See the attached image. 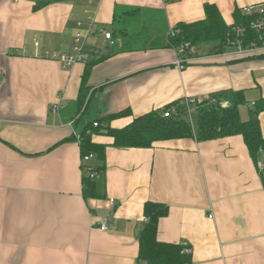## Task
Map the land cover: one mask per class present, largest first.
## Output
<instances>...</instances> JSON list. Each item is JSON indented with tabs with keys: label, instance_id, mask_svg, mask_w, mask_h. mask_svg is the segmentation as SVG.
<instances>
[{
	"label": "crops",
	"instance_id": "obj_1",
	"mask_svg": "<svg viewBox=\"0 0 264 264\" xmlns=\"http://www.w3.org/2000/svg\"><path fill=\"white\" fill-rule=\"evenodd\" d=\"M262 2L0 0V264H137L148 201L168 205L158 239L189 248L185 264H264V180L242 135L118 147L104 131L186 97L197 100L195 128L198 101L233 104L240 91L248 120L264 98V56L206 44L180 69L167 32L204 19L207 4L231 25ZM79 31L82 60L44 55L76 54ZM91 122L103 128L88 129L92 140L106 145L104 159L89 154L94 196L81 147Z\"/></svg>",
	"mask_w": 264,
	"mask_h": 264
},
{
	"label": "trees",
	"instance_id": "obj_2",
	"mask_svg": "<svg viewBox=\"0 0 264 264\" xmlns=\"http://www.w3.org/2000/svg\"><path fill=\"white\" fill-rule=\"evenodd\" d=\"M205 13L206 17L202 20L191 23L181 22L176 25L180 32L170 39V44L174 48H180L184 43L189 44L184 54L187 57L192 55L190 52L192 49L201 45L213 44L212 50L215 52L222 51L226 46H232L231 41L236 38L232 29L233 25H241L245 28V34L242 37L244 44L258 38V34L250 26L255 15H247L244 11L237 10L234 23L228 25L216 5L207 4ZM259 55L264 56V52L241 58ZM243 93V91L236 92L233 104H229L228 107L222 106L220 98L215 94L198 101L195 114L196 129L187 118L185 106L180 102H173L161 109L137 116L123 128H107L104 131L114 138L113 144L118 147H151L157 142L179 138L196 136L201 140H208L240 134L244 137L250 155L264 180V135L258 117L259 113L264 111V98L255 105L250 118L243 120L239 111V106L245 102ZM173 107H176V111L170 116L163 114ZM129 111L128 108L103 119L110 121V117L122 116ZM101 126L100 122L97 126L91 122L83 128L81 138L83 157L93 153L100 159L105 158L106 145L94 142L92 133L88 132L90 128L102 131ZM84 181L86 194L96 195L95 180L86 178ZM168 211L169 207L166 203L154 201L145 203L144 214L147 221L139 240L137 264H185L189 261L190 254L185 252V245L162 242L158 239L159 221L168 214Z\"/></svg>",
	"mask_w": 264,
	"mask_h": 264
},
{
	"label": "built area",
	"instance_id": "obj_3",
	"mask_svg": "<svg viewBox=\"0 0 264 264\" xmlns=\"http://www.w3.org/2000/svg\"><path fill=\"white\" fill-rule=\"evenodd\" d=\"M243 11L247 15H255V17L253 18V20L250 23V26L258 34V38L256 40L253 39L250 42L244 44L242 41V37L245 34V28L241 25H233L232 29L236 35V38L232 39L231 51L228 52L227 54H235V55H238L239 57H245L247 55L257 54L259 52H264V2L258 3V4L248 5V6L243 8ZM173 29L174 28H170V30L168 32V36L171 38L180 32L179 28H177L176 30H173ZM84 37L85 36L82 34V32L79 31L76 33V36H75L76 54H60V53H57L56 51L47 50L44 52V55L46 57L59 60L60 62H62V64L64 66H70V65L82 60L83 45L85 44V38ZM105 37L107 39H110L112 44L114 43L113 36H112L111 32L106 31ZM34 44H35V46H38L39 42L36 40ZM187 47H189V44L184 43L183 46H181L178 49L179 56L175 61V65L180 69H184L185 66L188 64V62L194 58L193 56L192 57L191 56L187 57V55L183 56L186 53L185 48H187ZM195 102H197V100L195 98H189V97L188 98L186 97L185 99L181 100V102H180L181 104H183L185 106L186 112H187V118L191 122L194 121L192 105L195 104ZM220 104L224 107L229 106V104L226 102H220ZM175 111H176V107H173L171 109L166 110L164 112V115L170 116ZM94 125L97 126L98 122H94ZM91 157H92V155H86L84 157V162H85L84 166H86V168L89 170V172H90L89 174L91 175L90 177L92 179H94L95 177H97L98 172L89 163V160L91 159ZM260 167L261 168L263 167L262 164H260ZM209 217H213V215H210ZM99 227L102 230L108 229V225H107L105 220H102L100 222ZM187 251L189 252L188 249L185 250V252H187Z\"/></svg>",
	"mask_w": 264,
	"mask_h": 264
},
{
	"label": "rangeland",
	"instance_id": "obj_4",
	"mask_svg": "<svg viewBox=\"0 0 264 264\" xmlns=\"http://www.w3.org/2000/svg\"><path fill=\"white\" fill-rule=\"evenodd\" d=\"M172 28H174V27H172ZM176 29H177V28H174L173 30H176ZM169 30H170V29H169ZM168 32H169V31H168ZM168 32H167V34H168ZM139 44H141V43H139ZM226 47H227V46H226ZM84 157H85V156H84ZM185 249H189V248H186V247H185ZM185 249H184V250H185ZM189 250H190V249H189ZM190 251H191V250H190ZM189 254H190V253H189Z\"/></svg>",
	"mask_w": 264,
	"mask_h": 264
}]
</instances>
